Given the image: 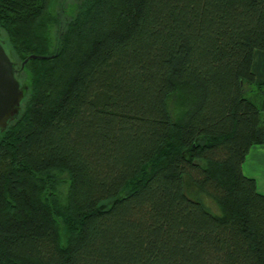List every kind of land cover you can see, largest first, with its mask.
Returning a JSON list of instances; mask_svg holds the SVG:
<instances>
[{
	"label": "trees",
	"instance_id": "1",
	"mask_svg": "<svg viewBox=\"0 0 264 264\" xmlns=\"http://www.w3.org/2000/svg\"><path fill=\"white\" fill-rule=\"evenodd\" d=\"M0 0L29 86L0 130V264H264V0Z\"/></svg>",
	"mask_w": 264,
	"mask_h": 264
},
{
	"label": "water",
	"instance_id": "2",
	"mask_svg": "<svg viewBox=\"0 0 264 264\" xmlns=\"http://www.w3.org/2000/svg\"><path fill=\"white\" fill-rule=\"evenodd\" d=\"M55 54L32 53L19 66L12 51L6 47L5 40L0 38V130H4L22 108V101L29 88L20 78L26 61L29 58H46Z\"/></svg>",
	"mask_w": 264,
	"mask_h": 264
},
{
	"label": "crops",
	"instance_id": "3",
	"mask_svg": "<svg viewBox=\"0 0 264 264\" xmlns=\"http://www.w3.org/2000/svg\"><path fill=\"white\" fill-rule=\"evenodd\" d=\"M243 170L256 178L258 189L264 193V143H255L250 147Z\"/></svg>",
	"mask_w": 264,
	"mask_h": 264
},
{
	"label": "rangeland",
	"instance_id": "4",
	"mask_svg": "<svg viewBox=\"0 0 264 264\" xmlns=\"http://www.w3.org/2000/svg\"><path fill=\"white\" fill-rule=\"evenodd\" d=\"M60 0H58L57 2H59ZM73 1H75V0H63V3L65 4V6H67V4L69 3H72ZM62 6H63V4H62ZM62 6H61V1H60V3L58 4L57 3V8L59 9V10H61L62 11V14L64 15V13H63V9H62Z\"/></svg>",
	"mask_w": 264,
	"mask_h": 264
}]
</instances>
